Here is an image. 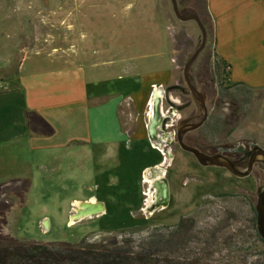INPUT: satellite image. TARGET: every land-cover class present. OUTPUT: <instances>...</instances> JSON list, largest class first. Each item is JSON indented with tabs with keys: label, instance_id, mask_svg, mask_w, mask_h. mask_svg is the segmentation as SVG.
<instances>
[{
	"label": "rangeland",
	"instance_id": "rangeland-1",
	"mask_svg": "<svg viewBox=\"0 0 264 264\" xmlns=\"http://www.w3.org/2000/svg\"><path fill=\"white\" fill-rule=\"evenodd\" d=\"M177 2L183 15L194 14L193 0ZM201 40L196 22L180 21L171 0H0V81H6L11 89L24 86L20 94L0 97L1 111L13 112L0 115V182L26 175L33 182L25 204L16 202L8 213L5 232L19 240L76 243L84 237L101 241L135 227L141 228L134 233L139 238L154 227L194 218L196 226L188 245L191 258L221 264H264V244L254 231L257 191L264 184V170L256 167L249 176L237 177L222 167L200 166L189 153L170 143L173 132L168 126L180 116V112L171 114L173 101L188 98L177 86L187 87L183 68ZM47 56L62 57L67 66L72 61L81 64L93 70L99 82L107 77L125 81L131 77L133 83L139 76L142 106H137L131 94L120 110L123 129L136 138L128 152L121 146V156L113 158L111 146L108 150L102 146L83 149L77 162L83 175L77 177L71 176L76 167L70 165L69 158L58 163L63 169L56 177L30 172L33 159L43 161L46 156L34 155V148L22 135L20 114L14 110L28 102H43L39 84L54 77L34 78L33 72L49 71L43 66L51 65L36 59ZM22 63L26 67L20 78ZM216 65L214 41L210 40L191 69V76L210 97L218 95L220 84L230 85L227 68ZM155 88L163 93L162 128L153 131V142L148 132V104ZM123 91L126 95L127 87ZM229 103L222 100L226 109L222 115L231 109ZM231 104L240 116L233 139L264 148V89L254 90L249 97L238 96L237 103ZM208 105L213 107L214 100ZM165 134L168 142L162 139ZM148 169L164 170L170 184L167 208L154 213L141 211L149 189L143 178ZM119 182L123 184L121 192ZM91 194L106 199L108 211L72 223L74 202ZM12 198L0 192V204Z\"/></svg>",
	"mask_w": 264,
	"mask_h": 264
},
{
	"label": "crops",
	"instance_id": "crops-1",
	"mask_svg": "<svg viewBox=\"0 0 264 264\" xmlns=\"http://www.w3.org/2000/svg\"><path fill=\"white\" fill-rule=\"evenodd\" d=\"M192 8L206 24L211 23L213 26L214 54L228 65L227 81L230 84L243 83L254 89H263L264 0H193ZM36 59L39 61L43 59L51 66H43L49 71L40 73L35 70L33 77L54 78L41 81L39 84L43 88L41 93L44 96L41 105L28 102L23 108L14 110L20 114L19 126L22 135L34 148V155L46 156L43 161L34 158L30 163V172L32 169V172L56 177L63 169L58 163L69 158L70 165L76 167L71 176L77 177L83 175L77 166V162L82 159L83 149L92 150L96 146H102L108 150L111 146L110 153L113 158L121 156L119 154L121 146L128 152L136 138L123 129L120 110L122 105L129 101L131 94L137 106L139 108L142 106L144 94L139 76L133 78L135 79L133 83L131 77L126 81L121 77L116 80L107 77L99 82L93 70H86L83 65L76 62L72 61V64L67 66L68 61L62 62V57L59 56ZM54 63L64 64L57 66ZM95 65L97 64L92 66ZM109 65L107 63L106 66ZM25 67L23 63L19 67L20 78ZM5 86L7 87V82L0 81V97L13 93L20 94L24 87L11 89ZM126 87L127 94L124 95L123 89ZM28 110L36 111L46 118L55 128V134L50 137L32 134L25 119V112ZM3 113L13 114L12 111L0 109V115ZM125 157L130 162L129 154L126 153ZM29 176L11 177L0 183L28 178L31 179L32 189V177ZM109 183L113 184L112 181ZM122 187L123 184L119 182L120 192ZM105 196L108 198L107 194ZM91 198L103 203L108 211L109 203L102 196L91 194L84 200L76 201H87Z\"/></svg>",
	"mask_w": 264,
	"mask_h": 264
},
{
	"label": "trees",
	"instance_id": "trees-1",
	"mask_svg": "<svg viewBox=\"0 0 264 264\" xmlns=\"http://www.w3.org/2000/svg\"><path fill=\"white\" fill-rule=\"evenodd\" d=\"M201 21L207 30L208 43L213 40V26ZM214 55L218 68H228L224 60ZM254 90L243 83L225 87L220 84L217 94L237 103L238 96L249 97ZM25 119L32 134L45 137L55 134V128L38 112L26 111ZM30 187L28 178L0 184L1 193L13 195L9 202L0 204V264H221L207 262L202 257L191 258L188 245L196 226L194 218H181L173 226L154 227L146 236L139 238H135L134 233L141 228L135 227L121 230L118 235L101 241H92L89 237L76 243L19 240L5 232L7 215L16 202L25 204ZM254 231L257 239L264 244L256 220Z\"/></svg>",
	"mask_w": 264,
	"mask_h": 264
},
{
	"label": "flooded vegetation",
	"instance_id": "flooded-vegetation-1",
	"mask_svg": "<svg viewBox=\"0 0 264 264\" xmlns=\"http://www.w3.org/2000/svg\"><path fill=\"white\" fill-rule=\"evenodd\" d=\"M190 76H191V71H190ZM191 80L193 85L200 92L205 94V107L202 106V103L197 102L195 100L188 87H183L181 85L177 86L180 89V91H182L184 95H186L185 97L188 98L185 99V101L183 102L181 100H179L180 102L173 101L175 105L174 107L171 108V114L180 112V116L172 125L168 126L171 127V130L173 132V136L171 137L170 143L174 144L175 148H179L182 151L187 152L183 150L179 144V137H181L186 145L194 147L200 150L201 152L207 154L208 156H214L218 160H222L223 158H228L232 161V163L236 165L237 168L240 169L246 168L248 162L253 156L255 150V144L250 143L248 145H242V143L239 140L235 138L233 139L237 131V122H238V118L240 117L238 115L239 112L233 109L234 105L231 104L232 102L229 100L231 102L229 103L231 109L227 114L225 113L222 115L221 111L226 112V109L222 105V100L227 98L221 95H214L213 97H210L207 89H205L204 87H199V83L192 76H191ZM204 85L207 86L206 84ZM154 90H160V89L155 88ZM154 90L152 91L149 97V104H148L150 106L149 115H148L149 119L151 112L150 99L152 98V95L155 92ZM162 99H163V93L161 91L159 113L162 105ZM212 100H214L213 107L208 105V103H210ZM201 122L202 124L200 126L194 128L196 124H200ZM158 127L162 128L161 122ZM154 130L155 129H153L152 126L149 124L148 125L149 138L153 142H154L153 139ZM217 135L219 136L218 138H216ZM164 136L162 137V139L168 142L169 139L167 138V134H165ZM156 146L157 145H155L154 148L159 149V146L157 147ZM187 153H189L200 166H203L198 162L194 154L190 152ZM170 159H171L170 154H168L166 159L169 162L168 165H170ZM211 166H216V165H211ZM203 167H210V166H203ZM217 167H222V166H217ZM256 167L263 169V165L259 162L254 163L253 170ZM222 168L228 170L225 167ZM146 176L148 177L147 179L155 180V179H159L161 174H158L155 178L152 177L151 173H147ZM165 177H166V172H165ZM143 178L145 183H148L150 187L151 184L149 182H146L147 179L145 177V172L143 173ZM169 189H170V184H169ZM146 193H145V197H146L145 204L144 207L141 209V211L145 213H150L149 211H145L146 201L148 198Z\"/></svg>",
	"mask_w": 264,
	"mask_h": 264
},
{
	"label": "water",
	"instance_id": "water-1",
	"mask_svg": "<svg viewBox=\"0 0 264 264\" xmlns=\"http://www.w3.org/2000/svg\"><path fill=\"white\" fill-rule=\"evenodd\" d=\"M171 3H172V8H173L175 16L180 21H183V22L195 21L196 24L198 25L200 31H201V34H202V40H201L200 46L194 51L193 54H191L188 57L185 65H184L183 76H184V80H185L187 87L189 88L192 96L195 98V100L197 102L202 103V106L205 107V94L200 92L193 85L192 80H191V76H190V71H191V68H192L195 60L197 59L199 54L202 52V50L206 46L207 37H208L207 30H206L204 24L202 23V21L198 15H196V14L183 15L179 10L177 0H171ZM157 115H158V112H157ZM201 124H202V122L200 124H196L194 126V128L200 126ZM179 144L183 150L194 154L195 157L197 158L198 162L201 165H203V166H211V165L222 166V167L227 168L232 174H234L237 177L249 176L253 171V166H254L255 162L261 163L263 165V170H264V148L260 147L259 145H255V150H254L253 156L250 159V161L248 162V165L246 166V168L240 169V168H237L236 165L234 163H232V161L228 158H223L222 160H218L214 156H208L207 154L201 152L200 150L186 145L183 142L181 137H179ZM165 189H166L165 191H166V195H167V198H166L167 203L166 204H168V202H169V187L167 186V187H165ZM100 210H102V206L98 207L96 209V211H94L92 213V215L99 214ZM255 210H256V215H257V230H258L261 238L264 240V184L262 186H260L258 191H257V202H256Z\"/></svg>",
	"mask_w": 264,
	"mask_h": 264
},
{
	"label": "bare ground",
	"instance_id": "bare-ground-1",
	"mask_svg": "<svg viewBox=\"0 0 264 264\" xmlns=\"http://www.w3.org/2000/svg\"><path fill=\"white\" fill-rule=\"evenodd\" d=\"M154 91L155 92L152 95V98L150 99V105H151L150 125L152 126L153 129H156L160 125V122H161L160 113H159V106H160V101H161V91L160 90H154ZM157 112H158V115H157ZM147 173H151L153 178H155L158 174H161V176L159 177V179L150 180V179H147L148 178L146 176ZM145 177L147 179L146 182H149L151 184V186L148 189V192L146 193L148 198L146 201L145 211H149L150 213H153L159 208H167L168 204H166L167 195H166L165 187L167 186L169 187V184L165 177V171L160 170V169H154V170L148 169L145 171ZM100 206H102V210H100V213H105L106 212L105 205L99 202L95 198H91L90 200H87V201L74 202L71 222L73 223L77 220L90 217L92 213L96 211V209Z\"/></svg>",
	"mask_w": 264,
	"mask_h": 264
}]
</instances>
